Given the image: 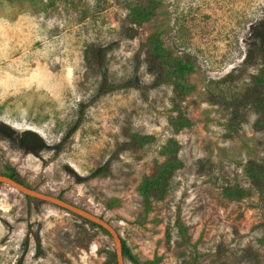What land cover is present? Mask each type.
I'll return each instance as SVG.
<instances>
[{
    "label": "rangeland",
    "instance_id": "1",
    "mask_svg": "<svg viewBox=\"0 0 264 264\" xmlns=\"http://www.w3.org/2000/svg\"><path fill=\"white\" fill-rule=\"evenodd\" d=\"M136 6L152 14L130 21ZM150 37L192 66L181 91L157 79ZM262 67L264 0H0V173L103 217L142 264H264V174L245 170L264 173V109L222 100ZM170 139L181 164L146 208ZM0 264L117 262L103 227L0 182Z\"/></svg>",
    "mask_w": 264,
    "mask_h": 264
},
{
    "label": "trees",
    "instance_id": "2",
    "mask_svg": "<svg viewBox=\"0 0 264 264\" xmlns=\"http://www.w3.org/2000/svg\"><path fill=\"white\" fill-rule=\"evenodd\" d=\"M152 14L151 8L144 7H133L128 13V18L133 22H140L143 19L148 18ZM147 48V57L149 63L155 68L157 73V79L159 81L170 80L176 91H181L186 87V84L182 81L184 75L192 70V66L183 62L181 58L174 57L170 54V51L163 48L161 42L157 38L150 37L145 42ZM98 65L101 66L103 63L104 50L102 48H96ZM225 103L233 104L235 107H248L252 106L257 109H264V67L261 68L260 72L252 77V84L248 85L245 91L230 100L222 99ZM83 107L80 109L78 120L71 125L65 135L68 137L78 126V121L82 117ZM172 122L175 124L180 123V125L188 124V120L182 115L180 117H174ZM150 139L149 136H137L134 138V142L137 144H143ZM176 143L174 140H168L166 145H163L161 152L164 155V161L156 162L154 167V172L143 176L139 184V191L142 196L144 206L147 208L150 206L152 198L161 197L166 189L168 182H170L171 176L173 175V170L177 168L181 162L175 155ZM247 175L251 179H262L263 170L259 164L254 162H249L245 167ZM2 174L10 176L11 178L27 185L24 176L12 165L6 164L5 170L1 171ZM28 186V185H27ZM222 192L230 197H239L245 192V190L238 184H232L224 186ZM59 197V196H58ZM34 200H40L38 198L32 197ZM92 222V221H91ZM176 223L182 232H185V227L181 224L180 220L177 218ZM92 224H95L92 222ZM101 227V226H100ZM122 254L127 256L135 264H142V262L137 259L130 251L128 246L122 240ZM113 256V255H112ZM114 258V256H113ZM158 258L152 260H145L144 264H156ZM184 264H190V262H185ZM192 264V263H191Z\"/></svg>",
    "mask_w": 264,
    "mask_h": 264
},
{
    "label": "water",
    "instance_id": "3",
    "mask_svg": "<svg viewBox=\"0 0 264 264\" xmlns=\"http://www.w3.org/2000/svg\"><path fill=\"white\" fill-rule=\"evenodd\" d=\"M0 182H4L6 184H9L12 187H14L15 189H17L18 191H20L26 195H29L31 197H35V198H38L41 200H48L51 202H55V203L61 205L62 207L70 210L71 212H74V213L94 222L95 224L103 227L105 230H107L110 233V235L113 238L115 258H116L117 264H124L123 254H122L121 237H120L119 233L117 232V230L103 217L99 216L98 214L91 212L90 210H88L86 208H83V207L78 206L72 202H69V201L63 199L62 197H58L57 195H53V194L43 192V191H40L38 189L29 187V186L11 178L10 176H7L5 174L0 173Z\"/></svg>",
    "mask_w": 264,
    "mask_h": 264
}]
</instances>
